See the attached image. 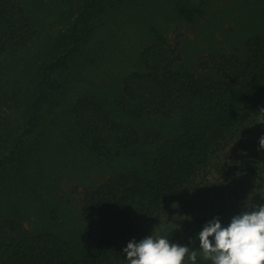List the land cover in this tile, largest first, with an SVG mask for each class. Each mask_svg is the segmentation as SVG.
I'll use <instances>...</instances> for the list:
<instances>
[{"label": "trees", "instance_id": "trees-1", "mask_svg": "<svg viewBox=\"0 0 264 264\" xmlns=\"http://www.w3.org/2000/svg\"><path fill=\"white\" fill-rule=\"evenodd\" d=\"M103 1L81 5L72 45L22 98L23 123L11 131L0 124V204L7 186L19 187L25 148L42 135L47 104L66 86L84 44L80 21L95 16ZM177 14L193 22L203 9L180 6ZM149 33L155 44L143 51L142 70L121 95L86 98L75 116L83 142L110 168L105 181L81 193L83 240L29 228L28 211L13 205L0 213V264H127L122 249L149 235L188 244L197 264H208L194 239L203 225L214 217L226 224L264 203V36L202 59L196 74L174 67L175 50L165 48L159 29ZM35 34L19 0H0V61ZM147 117L152 128L143 127Z\"/></svg>", "mask_w": 264, "mask_h": 264}, {"label": "rangeland", "instance_id": "rangeland-1", "mask_svg": "<svg viewBox=\"0 0 264 264\" xmlns=\"http://www.w3.org/2000/svg\"><path fill=\"white\" fill-rule=\"evenodd\" d=\"M84 1L19 0L36 34L29 46L9 51L0 61V124L7 130L23 123L22 98L45 65L72 45ZM180 6L201 7L203 15L187 21L177 14ZM80 22L84 44L66 86L47 104L42 135L25 148L19 187L7 186L0 204V213L23 205L29 228L58 229L76 243L84 236L81 193L110 175L106 161L80 136L75 116L82 100L109 102L108 97L121 95L129 77L142 70L143 51L155 44L150 27L167 37L166 49L175 50V68L201 73L202 59L242 49L251 37L264 36V0H104L95 16ZM153 123L147 117L142 124L152 128Z\"/></svg>", "mask_w": 264, "mask_h": 264}, {"label": "clouds", "instance_id": "clouds-1", "mask_svg": "<svg viewBox=\"0 0 264 264\" xmlns=\"http://www.w3.org/2000/svg\"><path fill=\"white\" fill-rule=\"evenodd\" d=\"M259 143L264 148V137ZM194 239L208 264H264V203L251 210L245 207L226 224L212 218ZM122 252L127 264H197V250L168 236L132 239Z\"/></svg>", "mask_w": 264, "mask_h": 264}]
</instances>
